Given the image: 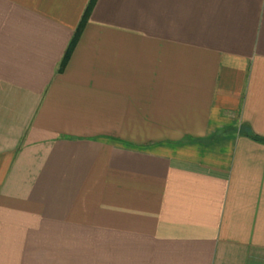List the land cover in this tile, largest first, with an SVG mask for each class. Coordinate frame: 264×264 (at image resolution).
<instances>
[{
  "label": "crops",
  "instance_id": "1",
  "mask_svg": "<svg viewBox=\"0 0 264 264\" xmlns=\"http://www.w3.org/2000/svg\"><path fill=\"white\" fill-rule=\"evenodd\" d=\"M0 0V264H264V0Z\"/></svg>",
  "mask_w": 264,
  "mask_h": 264
},
{
  "label": "trees",
  "instance_id": "2",
  "mask_svg": "<svg viewBox=\"0 0 264 264\" xmlns=\"http://www.w3.org/2000/svg\"><path fill=\"white\" fill-rule=\"evenodd\" d=\"M96 3H97V0H91L88 7L86 8V11H85L84 16L82 18V21H81L78 29L76 30L75 35H74L72 41L70 42V44L66 50V53L64 55V58L60 64L59 72H62L66 68V66H67V64H68V62H69V60L73 54V51L76 48V46H77V44H78V42L82 36V33H83L87 23H88V20L90 18V15H91Z\"/></svg>",
  "mask_w": 264,
  "mask_h": 264
}]
</instances>
